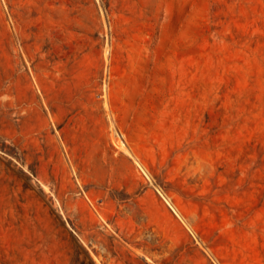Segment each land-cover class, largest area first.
<instances>
[{
  "label": "rangeland",
  "instance_id": "374dc122",
  "mask_svg": "<svg viewBox=\"0 0 264 264\" xmlns=\"http://www.w3.org/2000/svg\"><path fill=\"white\" fill-rule=\"evenodd\" d=\"M0 264H264V0H0Z\"/></svg>",
  "mask_w": 264,
  "mask_h": 264
},
{
  "label": "bare ground",
  "instance_id": "6f19581e",
  "mask_svg": "<svg viewBox=\"0 0 264 264\" xmlns=\"http://www.w3.org/2000/svg\"><path fill=\"white\" fill-rule=\"evenodd\" d=\"M132 156V155H131Z\"/></svg>",
  "mask_w": 264,
  "mask_h": 264
}]
</instances>
